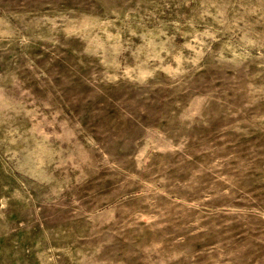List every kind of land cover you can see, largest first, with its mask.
Returning <instances> with one entry per match:
<instances>
[{"label": "rangeland", "instance_id": "374dc122", "mask_svg": "<svg viewBox=\"0 0 264 264\" xmlns=\"http://www.w3.org/2000/svg\"><path fill=\"white\" fill-rule=\"evenodd\" d=\"M0 264H264V0H0Z\"/></svg>", "mask_w": 264, "mask_h": 264}]
</instances>
